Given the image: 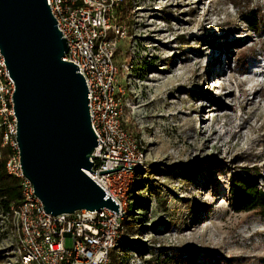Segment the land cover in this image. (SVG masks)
I'll list each match as a JSON object with an SVG mask.
<instances>
[{"label": "rangeland", "instance_id": "obj_1", "mask_svg": "<svg viewBox=\"0 0 264 264\" xmlns=\"http://www.w3.org/2000/svg\"><path fill=\"white\" fill-rule=\"evenodd\" d=\"M130 3L116 62L143 163L123 219L130 248L114 264L162 249L184 264H264V220L235 213L230 190L247 170L264 174V0ZM250 12L259 31L242 20ZM0 234V264H14Z\"/></svg>", "mask_w": 264, "mask_h": 264}, {"label": "built area", "instance_id": "obj_2", "mask_svg": "<svg viewBox=\"0 0 264 264\" xmlns=\"http://www.w3.org/2000/svg\"><path fill=\"white\" fill-rule=\"evenodd\" d=\"M123 1L47 0L67 44L62 61L78 66L86 82L90 122L98 143L90 171L124 167L103 175L84 173L118 205L122 216L107 209L58 216L44 212L32 184L22 174L11 101L15 87L0 54V128L4 129L2 144L11 150L5 168L20 181L19 203L0 220L8 231L14 264H114L123 258L120 245L125 240L122 222L128 192L135 170L143 163L139 143L122 123L125 88L119 82L116 53L118 40L127 37L118 15Z\"/></svg>", "mask_w": 264, "mask_h": 264}, {"label": "water", "instance_id": "obj_3", "mask_svg": "<svg viewBox=\"0 0 264 264\" xmlns=\"http://www.w3.org/2000/svg\"><path fill=\"white\" fill-rule=\"evenodd\" d=\"M66 53V40L47 0H0V54L14 82L11 101L20 166L33 194L53 216L102 209L122 216L84 173L91 172L97 136L86 82L78 66L62 61Z\"/></svg>", "mask_w": 264, "mask_h": 264}, {"label": "trees", "instance_id": "obj_4", "mask_svg": "<svg viewBox=\"0 0 264 264\" xmlns=\"http://www.w3.org/2000/svg\"><path fill=\"white\" fill-rule=\"evenodd\" d=\"M131 0H124L118 8L119 21L122 23L125 17L128 16V9L131 5ZM253 13V12H252ZM243 15V22L252 31H259V25L257 18L254 14ZM124 127V126H123ZM125 128V127H124ZM3 127L0 128V220L1 217L6 216L9 213V209L13 205H17L20 201V181L19 179L10 176L6 172V161L11 153L8 146L2 144ZM139 169H136V173ZM259 178V181L257 179ZM132 187V186H131ZM231 200L232 209L235 213L254 214L264 220V174L261 175L255 169H250L242 176H237L231 184ZM135 206V205H134ZM127 206V212H128ZM126 215V214H125ZM123 223V222H122ZM125 222L123 223L124 226ZM2 224L0 222V230ZM0 239H2L0 234ZM130 244L124 241L120 245V251L123 253V258H126L125 252L129 249ZM190 255V253L188 254ZM194 255V256H193ZM192 257H195V253H191ZM187 260L179 258L178 261H173L166 254V250L162 249L158 252L156 257H151L148 261H144V264H184ZM222 261L218 259L214 264H222ZM121 263H123L121 261ZM223 264H231V261L227 260Z\"/></svg>", "mask_w": 264, "mask_h": 264}]
</instances>
